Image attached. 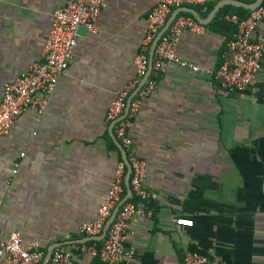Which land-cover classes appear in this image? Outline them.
Wrapping results in <instances>:
<instances>
[{
    "label": "crops",
    "instance_id": "crops-1",
    "mask_svg": "<svg viewBox=\"0 0 264 264\" xmlns=\"http://www.w3.org/2000/svg\"><path fill=\"white\" fill-rule=\"evenodd\" d=\"M157 1L107 0L97 32L78 34L45 112H23L0 138L3 238L18 231L46 255L59 243L72 251L71 264H104L78 251L102 238L64 242L87 237L78 227L96 217L124 155L105 112L135 74L133 59ZM63 3L0 0V98L4 83L41 58L52 14ZM217 3L188 7L208 18ZM242 8L221 5L202 33L183 30L177 53L200 70L170 66L132 118L129 135L146 164L143 186L157 199L153 217L130 227V264H183L186 251L225 264H264V55L244 92H225L213 78L233 32L223 16L244 15ZM257 31L264 34V18ZM178 217L193 226L176 225Z\"/></svg>",
    "mask_w": 264,
    "mask_h": 264
},
{
    "label": "built area",
    "instance_id": "built-area-1",
    "mask_svg": "<svg viewBox=\"0 0 264 264\" xmlns=\"http://www.w3.org/2000/svg\"><path fill=\"white\" fill-rule=\"evenodd\" d=\"M208 0H158L151 8L147 27L141 45L134 56L135 74L121 89L116 91L105 112V120L110 123L113 135L124 151L117 160L112 180L103 201L93 219L82 221L78 233L97 236L106 223L109 225L101 243H81L78 251L87 252L104 264H130L133 251L125 249V242L132 223L137 218L151 219L154 214L155 192L143 186L146 175L145 161L138 155L129 135L132 118L141 102L156 88V78L170 66L197 72L199 66L181 58L177 53V42L183 30L202 33L206 26L192 14L179 10L172 17L169 26L159 35L154 47L151 68L148 71L149 50L155 37L163 30L165 23L175 9L194 5H205ZM219 1V0H215ZM251 2L254 0H243ZM107 0H64L51 17L41 58L33 62L15 79L4 83L0 98V138L9 131L15 119L23 112L34 109L38 114L46 110L49 96L55 90L60 75L67 69L77 44L78 27L89 33H96V20ZM264 18V6L249 10L246 17L225 14L223 19L233 26L231 36L225 40L220 54L219 65L213 78L221 90L233 93L244 92L254 82L264 55V34L257 26ZM132 95V96H131ZM131 96L129 102L128 99ZM23 153L20 154L22 156ZM19 162L14 163L12 173H16ZM130 169V195L114 208L126 193L125 176ZM176 225L192 227L193 220L178 217ZM73 253L62 247H54L50 256L38 243H23L20 232L14 231L3 238L0 235V264H71ZM183 264H225L212 261L207 256L186 251Z\"/></svg>",
    "mask_w": 264,
    "mask_h": 264
},
{
    "label": "water",
    "instance_id": "water-1",
    "mask_svg": "<svg viewBox=\"0 0 264 264\" xmlns=\"http://www.w3.org/2000/svg\"><path fill=\"white\" fill-rule=\"evenodd\" d=\"M261 3V0H255V1H251V2H246V1H243V0H220L218 1V3L214 6V8L211 10V13L209 15L208 18H202L200 17L197 12L191 8V7H183L181 9H175L172 11V13L170 14V16L168 17L166 23H165V26L163 28V30L155 37V39L153 40L152 44H151V47H150V51H149V63H148V71L150 70L151 68V64H152V57H153V52H154V47H155V44L157 42V39L159 37V35L169 26L171 20H172V17L175 13H177L179 10H182V11H188L190 13H192L196 19L203 23V24H207L208 21H209V18L219 9V7L221 5H224V4H234V5H238V6H241V7H244V8H247V9H255L259 4ZM83 31V32H87V30L84 28V27H78L77 29V32L78 34ZM132 96V95H131ZM131 96L129 97L128 99V102L131 98ZM122 152L124 154V151L122 149ZM129 175H130V169L127 170V174L125 176V186H126V193L124 195V197L120 200V202L117 204V206L114 208L113 210V214L116 213L119 205L130 195L131 193V188H130V185H129ZM109 225V221L106 223L103 231L101 234L97 235V236H87V237H84V238H81V239H75V240H67L65 241L64 243H71V242H79V241H88V240H91V239H101V238H104L105 234H106V229ZM59 243H54L52 244L49 248H48V251H47V255L46 257H49L50 254H51V250L56 246L58 245Z\"/></svg>",
    "mask_w": 264,
    "mask_h": 264
},
{
    "label": "trees",
    "instance_id": "trees-1",
    "mask_svg": "<svg viewBox=\"0 0 264 264\" xmlns=\"http://www.w3.org/2000/svg\"><path fill=\"white\" fill-rule=\"evenodd\" d=\"M242 10L245 11L246 14H244V15H239V17H241V18L246 17V16L248 15V13H249V10H248V9H244V8H242ZM87 243H90V242H87Z\"/></svg>",
    "mask_w": 264,
    "mask_h": 264
}]
</instances>
